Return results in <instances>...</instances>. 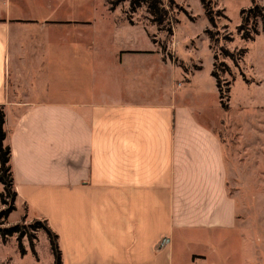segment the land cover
I'll return each instance as SVG.
<instances>
[{
    "label": "crops",
    "instance_id": "1",
    "mask_svg": "<svg viewBox=\"0 0 264 264\" xmlns=\"http://www.w3.org/2000/svg\"><path fill=\"white\" fill-rule=\"evenodd\" d=\"M64 2L0 0V108L15 208L46 220L62 264H264V245L212 244L237 230L238 207L222 142L198 120L204 107L124 89L97 99L94 52L99 58L109 40L77 18L75 0ZM121 20L113 57L133 72L121 78L138 80L133 54L154 51L129 49L137 26ZM34 52L52 59L48 77L43 59L36 70L27 65Z\"/></svg>",
    "mask_w": 264,
    "mask_h": 264
},
{
    "label": "rangeland",
    "instance_id": "2",
    "mask_svg": "<svg viewBox=\"0 0 264 264\" xmlns=\"http://www.w3.org/2000/svg\"><path fill=\"white\" fill-rule=\"evenodd\" d=\"M116 1L75 0L77 18L96 23L93 35L97 41L109 40L108 48L98 54L99 58L94 52L92 95L99 100L104 99L102 94L107 99H115L120 98V91L124 89L130 98L150 97V100H155L161 92L171 93L173 99L185 104L203 106L206 114L199 116L198 120L211 128L222 142L228 166V192L236 199L238 207L237 230L220 235L212 244L264 245L262 23L258 20V34L253 41L242 40L237 33L241 11L254 4L264 7V0H254V3L251 0H207L215 17V27L209 24L200 0H164L172 6V25L165 20L162 26L150 22L146 6L131 15L128 13V3L115 6L114 12L109 11L108 7L110 9ZM128 18L137 26L129 49L154 51L148 58L140 59V54H133L138 60L134 67L128 68L135 70L134 76L138 80L121 78V75H132L133 72L122 71L117 65L120 58L117 55L113 57V48L123 44L111 38H114L116 28L122 25L121 19ZM207 30L214 33L213 41L206 34ZM222 48L235 55L244 50L237 66L222 53ZM26 60L34 70L40 65V60L44 61V68L40 69L46 71L42 75L49 76L47 67L52 63L51 58H40L34 52ZM16 64L17 60L12 58L10 69L18 68ZM212 71H216L220 80L219 91ZM33 83L37 84L38 79ZM47 83L52 86L46 87H54V83ZM2 190L0 185V193ZM5 209L0 201V212ZM36 221L39 219H29L20 206L3 220V227L21 225L28 230V236L21 239L25 251L23 255L16 235L5 242L0 240V264H51L52 252L47 234L42 229L34 231L29 228ZM30 237L34 244L33 251L28 240ZM223 239L227 240L224 242Z\"/></svg>",
    "mask_w": 264,
    "mask_h": 264
},
{
    "label": "trees",
    "instance_id": "3",
    "mask_svg": "<svg viewBox=\"0 0 264 264\" xmlns=\"http://www.w3.org/2000/svg\"><path fill=\"white\" fill-rule=\"evenodd\" d=\"M254 3V0H251ZM122 3H128V13L129 15L134 14L140 7L146 6L147 13L149 14L150 22L156 26H162L166 20L172 25V10L171 3H166L164 0H117L110 10H114L115 6H119ZM200 3L205 11V15L208 19L210 25L215 27V17L212 9L210 8V3L207 0H200ZM241 24L237 27V33L240 35L242 40L253 41L254 36L258 34V20L262 23V32L264 34V7L254 4L251 8L241 11ZM129 19V18H128ZM130 20V19H129ZM176 21H174L175 23ZM131 23V22H130ZM211 41H213L214 33L207 30ZM222 53L228 57L237 66L240 55L244 53V50L234 53L229 52V50L222 48ZM216 59V56L214 57ZM212 77L216 81V87L219 88L220 80L217 78L216 71H212ZM219 91V89H218ZM222 107L224 106L221 103ZM4 126V113L0 108V185H2V192L0 193V201L6 209L0 212V240L5 242L7 238L16 235V240L18 242L20 253L23 255L25 253L24 248L21 244V239L27 237L28 230L21 225H14L3 227V220L7 219L8 216L15 211V199L16 192L14 189V181L12 175V169L10 166V148L4 145V140L6 137ZM30 229L37 231L42 229L48 236L51 252L53 255V264H62L61 261V251L58 245V236L52 229L48 226L46 220L36 221L33 225L29 226ZM32 251L34 250V244L31 237L28 238Z\"/></svg>",
    "mask_w": 264,
    "mask_h": 264
}]
</instances>
